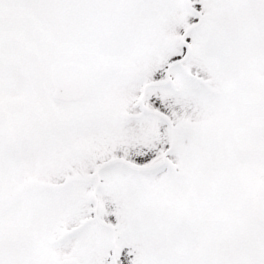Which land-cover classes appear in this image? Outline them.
Instances as JSON below:
<instances>
[{
    "label": "snow or ice",
    "instance_id": "obj_1",
    "mask_svg": "<svg viewBox=\"0 0 264 264\" xmlns=\"http://www.w3.org/2000/svg\"><path fill=\"white\" fill-rule=\"evenodd\" d=\"M0 264H264V0H0Z\"/></svg>",
    "mask_w": 264,
    "mask_h": 264
}]
</instances>
